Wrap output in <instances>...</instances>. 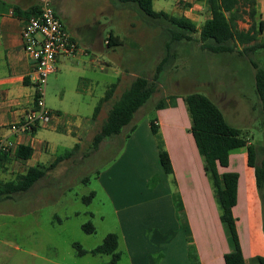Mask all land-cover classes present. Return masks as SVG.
Wrapping results in <instances>:
<instances>
[{"label": "rangeland", "instance_id": "374dc122", "mask_svg": "<svg viewBox=\"0 0 264 264\" xmlns=\"http://www.w3.org/2000/svg\"><path fill=\"white\" fill-rule=\"evenodd\" d=\"M257 1L258 22L264 19V0ZM154 8L184 16L194 21L199 30L209 17L206 0H155ZM59 10L69 33L80 43L79 48L90 56L84 57L88 68L84 69L82 62L73 58L71 69L49 77L46 106L63 114L60 125L56 126L58 130L43 127L41 132L56 137L57 145L51 153L54 156L64 155L75 146L72 130L78 136L83 134V144L29 191L0 201V264H107L110 261L108 255L92 253L109 234L121 236L118 215L106 191L105 179L100 177L125 155L126 135L132 126H137L144 152L138 155L130 150L127 154L125 171L129 178L124 186L130 194L133 190L137 194L141 180L150 190L160 183L154 161L148 158L147 139L153 136L147 125L157 118L156 106L162 99L181 92H184L181 96L192 92L210 96L230 124L244 130L257 148L264 146L262 104L255 90L256 70L251 62L264 68V48L246 55H214L201 48L198 36L190 42L173 43L169 24L154 21L135 5H124L118 0H70ZM253 24L244 16L239 29L248 31ZM112 32L123 42L109 48L106 42ZM255 43H264V33L257 35ZM164 61H167L165 70L153 97L121 135L95 149L94 138L114 103L136 75L153 79ZM125 70L129 78L118 83ZM113 84H118L113 99L103 104L94 121L95 108ZM262 158L259 155L258 161ZM0 174L3 181L14 178V172ZM92 193L95 197L91 203H85L84 197ZM86 224H91L95 232H86ZM76 244L88 253L79 255ZM124 254L120 264H129Z\"/></svg>", "mask_w": 264, "mask_h": 264}, {"label": "crops", "instance_id": "0c3cea01", "mask_svg": "<svg viewBox=\"0 0 264 264\" xmlns=\"http://www.w3.org/2000/svg\"><path fill=\"white\" fill-rule=\"evenodd\" d=\"M69 1L51 0L59 16V8ZM36 5L41 6V0H0V142L13 145L7 161L1 164L0 173L14 172L11 180L26 174L31 167L50 166L59 157L51 155L57 145L56 137L46 135L41 130L43 127L58 130L56 126L60 125L62 112L49 109L53 117L37 127L32 135L19 136L11 131V127L23 121L26 113L35 106L36 96L34 63L25 53L22 43L23 19L26 18L15 15L14 7L26 11ZM211 18L209 11L206 20ZM72 37L80 46L78 40ZM119 42L123 40L120 38ZM88 56V51L80 49L75 56L60 57L58 72L54 75L59 76V73L71 69L70 61L73 58L80 60L84 69L88 68L84 59ZM90 63L93 64V59ZM127 78L129 73L125 70L118 83H123ZM182 93L174 94L177 96L176 104L158 109L155 118L171 158L173 175H167L161 165L156 136L148 122L147 129L153 136L147 139L148 158L154 161L160 179L156 188L150 190L146 184L142 185L141 180L140 192L137 190L136 194L133 190L130 194L128 187L124 186L129 178L125 171L127 154L130 150L138 155L144 152L137 126H132L126 135L125 155L102 177L101 173L98 176L101 180L105 179L106 191L118 215L121 228L119 251L121 254L125 252L123 258L129 264H194L191 253L198 256L201 264H226L225 256L234 251L227 228L221 220L204 159L191 132L192 120L184 100L189 93L181 96ZM70 134L76 136L73 139L75 146L72 144L74 147L71 150L76 145L80 148L83 134L78 136L74 130ZM18 145H30L34 149L32 158L27 161L15 158ZM218 170L220 174L239 175L237 204L233 213L237 219L240 246L246 264H261L260 258L264 259V203L257 186L255 169L249 165L247 151L232 153L229 165L219 166Z\"/></svg>", "mask_w": 264, "mask_h": 264}, {"label": "trees", "instance_id": "16d2710c", "mask_svg": "<svg viewBox=\"0 0 264 264\" xmlns=\"http://www.w3.org/2000/svg\"><path fill=\"white\" fill-rule=\"evenodd\" d=\"M124 5H135L140 12L154 21L166 22L170 25L168 30L171 42L193 41L198 36L201 48L214 55L248 54L249 51L257 48H264V43L258 44L257 35L264 33V21H256L258 16L257 0H206L212 18L204 22L199 30L197 25L184 16H173L163 11H156L155 0H118ZM203 1V0H201ZM41 6L36 5L29 10H22L14 7L15 15L24 18L37 16ZM248 16L253 26L248 31L239 29V21ZM120 38L111 34L108 39V47L120 46ZM250 44H253L250 46ZM248 45V46H246ZM243 47V49H240ZM255 68V90L262 104L264 118V68L251 60ZM167 61L162 62L156 70L153 79L145 76L136 77L130 86L124 91L118 101L114 103L109 111L101 131L96 134L93 144L97 149L106 140L122 134L125 127L129 126L136 113L153 97L158 89V82L165 70ZM118 84H113L95 108L93 120H97L104 103L113 99ZM176 95L162 99L156 106L157 109L166 108L176 104ZM188 112L192 120L191 132L196 141L200 154L205 163L206 173L211 181L217 204L220 209L221 220L227 228L230 241L234 251L225 256L226 264H246L240 246L237 232V219L233 209L237 204V192L239 175L236 173H219V166L229 165L230 155L236 151L246 150L249 157V165L255 169L257 186L264 203V146L257 148L249 140L247 133L230 124L221 108L207 95L200 92H192L184 96ZM153 134L158 140L159 157L161 165L167 175H173V165L170 155L166 150L165 143L160 135L159 126L156 120L150 122ZM264 128V120H263ZM36 132V130H35ZM34 132V133H35ZM33 134V133H32ZM79 149V145L57 158L50 166L38 165L28 169L26 174L20 175L15 180H0V201L10 198L14 194L29 191L37 182L43 179L48 172L68 158ZM34 149L30 145H18L15 150V158L27 161L32 158ZM259 155L263 158L258 161ZM9 152L0 153V167L2 162L7 161ZM95 193L84 197L85 203H91ZM84 230L94 233L95 229L91 224H86ZM119 236L116 233L109 234L103 244L95 248L94 255H108L110 261L107 264H120L122 254L119 251ZM79 255H85L88 251L76 244ZM193 263L201 264L198 256L191 253ZM261 264L264 259L260 258Z\"/></svg>", "mask_w": 264, "mask_h": 264}, {"label": "built area", "instance_id": "2783aa9c", "mask_svg": "<svg viewBox=\"0 0 264 264\" xmlns=\"http://www.w3.org/2000/svg\"><path fill=\"white\" fill-rule=\"evenodd\" d=\"M22 43L34 63L36 96L35 106L26 113L23 121L11 127V131L19 136L32 135L37 127L53 117V112L46 106L48 79L58 72L60 57L75 56L80 51L51 0H41L40 13L23 19ZM12 146L9 142H0V153L9 152Z\"/></svg>", "mask_w": 264, "mask_h": 264}]
</instances>
